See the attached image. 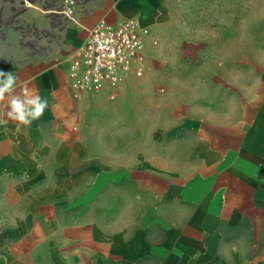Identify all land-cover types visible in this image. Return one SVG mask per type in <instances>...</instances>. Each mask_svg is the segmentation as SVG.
<instances>
[{
  "label": "crops",
  "instance_id": "0c3cea01",
  "mask_svg": "<svg viewBox=\"0 0 264 264\" xmlns=\"http://www.w3.org/2000/svg\"><path fill=\"white\" fill-rule=\"evenodd\" d=\"M130 17L144 74L74 97L89 30ZM0 71L48 101L19 130L0 102V264H264V0H96Z\"/></svg>",
  "mask_w": 264,
  "mask_h": 264
},
{
  "label": "built area",
  "instance_id": "2783aa9c",
  "mask_svg": "<svg viewBox=\"0 0 264 264\" xmlns=\"http://www.w3.org/2000/svg\"><path fill=\"white\" fill-rule=\"evenodd\" d=\"M71 3L67 1L69 16L75 12ZM148 33L149 29L133 17L114 24L99 20L89 30L80 54L70 61L68 79L73 96L99 91L106 84L117 87L131 73L143 75Z\"/></svg>",
  "mask_w": 264,
  "mask_h": 264
},
{
  "label": "rangeland",
  "instance_id": "374dc122",
  "mask_svg": "<svg viewBox=\"0 0 264 264\" xmlns=\"http://www.w3.org/2000/svg\"><path fill=\"white\" fill-rule=\"evenodd\" d=\"M67 1L0 0V55L30 57L59 48L67 24L96 0H70L71 16Z\"/></svg>",
  "mask_w": 264,
  "mask_h": 264
},
{
  "label": "clouds",
  "instance_id": "9594fccd",
  "mask_svg": "<svg viewBox=\"0 0 264 264\" xmlns=\"http://www.w3.org/2000/svg\"><path fill=\"white\" fill-rule=\"evenodd\" d=\"M18 77L12 72L0 71V102L8 101L7 118L17 122L19 126H30L39 120L47 106L48 101L39 95H21L17 93ZM7 121H0L6 123Z\"/></svg>",
  "mask_w": 264,
  "mask_h": 264
}]
</instances>
